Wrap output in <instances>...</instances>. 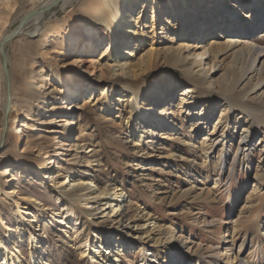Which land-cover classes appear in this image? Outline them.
<instances>
[{"label": "rangeland", "instance_id": "rangeland-1", "mask_svg": "<svg viewBox=\"0 0 264 264\" xmlns=\"http://www.w3.org/2000/svg\"><path fill=\"white\" fill-rule=\"evenodd\" d=\"M46 1L0 0V42L10 37L3 46L5 69L0 54V264H165L170 251L180 264H192L190 254L182 258L174 248L156 243L159 237L152 231L160 226H171L179 239L214 249L216 259L202 264H232L237 256L264 264V122L253 118L258 97L237 93L232 110L223 98L178 108L186 85L175 89L180 72L165 63L167 52L162 50L173 36L161 24L165 14L173 13L175 23L183 18L181 36L189 44H195L202 31L207 36L237 31L264 47V14L254 13L252 0H228L254 11L248 20L234 17L229 23L230 13L213 0H168L171 6L166 0L120 3L145 33L128 46L131 75L143 71L141 81L149 89L143 100L171 91L165 109L178 112L179 123L175 132L166 134L168 140L143 134L128 94L112 76L121 38L111 42L97 34L94 49L84 51L86 46L78 45L88 5L100 0H76L64 9L53 6L35 36L13 34ZM258 3L264 8V0ZM195 7L197 19L190 22ZM224 64L233 66L228 59ZM48 66L74 76L69 85L73 93L67 100L66 93L57 94L54 105L49 97L40 105L38 100L30 102L26 119L20 67L43 78L47 88L56 84ZM7 74L13 99L5 110ZM16 113L18 132L9 119ZM204 117L208 120L199 125ZM39 119L48 122L39 125ZM243 129L249 134L245 160L238 147ZM223 134L205 161V139L208 144ZM33 163L40 169L54 167L40 171L31 168ZM107 186L123 200L116 213L111 212L115 202L109 207L99 197ZM206 193L209 197L203 200Z\"/></svg>", "mask_w": 264, "mask_h": 264}, {"label": "bare ground", "instance_id": "bare-ground-1", "mask_svg": "<svg viewBox=\"0 0 264 264\" xmlns=\"http://www.w3.org/2000/svg\"><path fill=\"white\" fill-rule=\"evenodd\" d=\"M75 1L76 0H47L45 3L40 5L38 9L30 12V16L26 18L19 27H17L18 29L14 31L13 34L22 35L29 38L35 36L36 33H39V31L42 29L41 25L44 22L46 15L49 13L48 10L51 7H56L59 5L61 9H64L67 6L72 5ZM126 1L127 0H100L98 3H90L88 5L86 26L84 29L85 32H82V36H80L78 40L81 42H79L78 45H85L86 48H84V51L94 49L96 43L92 40H94V37L97 34L98 37L102 35L103 39L109 37L111 42L115 41L116 36L121 38L120 42L122 44L120 47L122 51L120 56L117 58L113 69L111 70L112 76H114L116 79L117 85L128 94L131 112H133L134 115L138 117L139 122L145 129L143 134L149 133L152 135H163V138L169 140L170 136H166V134L168 132H175L177 129L176 127L179 123V114L178 112H170L165 109L168 99L170 96H172L171 91L168 93L166 92L167 89H165V91H159L156 95H151L147 101H144V91L148 88L145 83L141 81L143 77V71L139 74L131 75L133 71L130 67L129 57L131 56L132 51L128 46L131 45L133 40L140 42L142 38L145 37V33L140 31L138 27V19L135 20V18L127 14L125 10L120 7V3L125 2L126 4ZM166 1V5L169 4L168 6H171L170 1ZM252 2L255 4V12L252 11V9L249 11H244L241 8L235 6V3L233 4L228 0H213L212 4L217 3L218 6L224 9V11L230 13L226 19V22L229 23L234 17L248 20L247 18H250L252 15L251 12L258 14L262 12L261 15H263L264 8L261 5L262 3L259 4L258 0H252ZM186 9H189V7ZM185 10L181 11L182 17L187 14ZM197 11L198 9L195 7L190 12V22H195L197 19ZM164 16L165 18H163ZM164 16L161 17L163 19L161 20V24L163 26L164 32L173 36V38H170L169 40L170 44L162 49L164 52H167L164 55V60L167 65L178 69L180 72V75L175 77V89H179L182 84L186 85L180 94L181 97L179 99L178 108L185 110L186 107L189 108L190 106L201 102V100L204 98H208L209 101L215 100L217 98H223V100H226L228 103L230 102L228 109L232 110L235 107L233 97H235L237 93V95H241L240 93H245L246 97L248 95L247 93L249 92L258 97L257 99L254 97L256 100L253 101L257 106V108H255L256 115H253V118L256 119L258 124L264 122V90H262L264 89V47H261L257 43H251L244 40L242 38L244 34L237 31L228 32L227 34L222 33L220 35L209 34L207 36L205 35V31L201 30L202 32L199 34L196 43L189 44L186 43L184 39H182L184 36H181L183 29H185L183 28L185 27V22L182 21L183 18L181 21L179 20L177 23H175L173 13H169V15L165 14ZM121 19H123V22L119 23V20ZM228 23H226V25H228ZM29 30H33L34 32H29ZM75 36L76 35L73 33L70 38ZM9 38V36H4L1 39L0 45L3 44L4 46ZM136 46L138 47L139 45ZM3 56L5 58L6 67V53L3 52ZM227 59L233 63V66L230 68L223 67L224 61ZM48 69L50 72L49 77L54 78L56 80V84L50 85L46 88L47 84L43 82V78H40L37 74L34 75V72L31 70L27 71L23 67H20L18 79L20 80L22 86L21 95L24 98V102L27 103V106H22L21 109L23 114L26 116V119H30L28 106L30 105V102L38 100V105H40L45 102L46 97H49L54 99V102L51 103V105H54L56 103L57 94L66 93L63 99L65 100L66 98L67 100V97L73 93L72 87H69V85H73L74 83L75 79L73 75L68 72L64 73L60 71L56 66H48ZM7 80V84L9 86L3 105H6L5 110L9 107V105H11L13 99V95L10 91V80L8 74ZM36 83H39L37 89H35ZM260 90H262V92L260 94H256ZM9 119L11 121V129L18 132V129L15 127L17 113L14 114V116L11 115ZM207 120V117H204L200 120L201 122L199 125H202V122ZM36 122H38L39 125H45L48 121L39 119L36 120ZM65 124L67 125V123ZM68 128L69 126L63 129L61 133L63 137L67 136L66 130H68ZM136 132V130H133L132 133ZM224 135L225 134L214 138V140L208 144L207 139H205V146L208 147L207 150H202V155L205 161H207L209 158V154L213 146L219 144V141H223L221 139ZM240 137L241 138L238 142V147L240 148V156H242V158L245 160L249 154L246 153V147L248 146L247 139H249L248 131L243 129ZM139 139L141 141L142 136L139 137ZM224 157H226V154H224ZM235 162L236 160L234 161V164ZM49 165L50 166L47 169L44 167L40 169V164L33 163L31 164V168L40 171H48L54 167V165ZM46 177V174L43 173L42 181H44ZM99 195H102L99 196L101 197L100 199L106 200V203L103 205L108 204L109 207H112V203H116L115 206H113L114 208H111V212L116 213L115 208H119L123 200L117 198L114 188H111L110 186L104 187ZM201 196H204L202 198L203 200H206L209 197L207 193ZM109 198H113L114 200L109 201ZM197 218L198 217L194 216V221L196 223H198ZM153 232L157 233V236L159 237L157 239L159 242L156 243H160L164 247L174 248L175 250L179 251L178 254H180L182 258L185 257L183 254H190L189 260L192 262V264H202L203 262L207 261V259L215 258L216 256L214 249L211 247L204 248L199 244L179 239V237H176L174 229L171 228V226H160L158 229L153 230L152 233ZM185 249L186 252L184 251ZM174 254V251H170L168 260L164 263L180 264V261L174 260ZM175 256L177 259V255ZM146 259L147 258L144 260ZM152 261L155 262L154 260ZM118 263L119 261L117 260V264ZM224 264L228 263L226 262ZM232 264L250 263L244 258L237 256L233 258Z\"/></svg>", "mask_w": 264, "mask_h": 264}, {"label": "water", "instance_id": "water-1", "mask_svg": "<svg viewBox=\"0 0 264 264\" xmlns=\"http://www.w3.org/2000/svg\"><path fill=\"white\" fill-rule=\"evenodd\" d=\"M0 53L2 55V65H3L4 69H5V58L3 56V44L0 45Z\"/></svg>", "mask_w": 264, "mask_h": 264}]
</instances>
